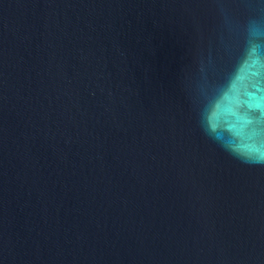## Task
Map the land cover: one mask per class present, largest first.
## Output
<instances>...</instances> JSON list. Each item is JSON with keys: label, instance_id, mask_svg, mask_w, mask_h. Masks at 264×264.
<instances>
[{"label": "water", "instance_id": "obj_1", "mask_svg": "<svg viewBox=\"0 0 264 264\" xmlns=\"http://www.w3.org/2000/svg\"><path fill=\"white\" fill-rule=\"evenodd\" d=\"M257 8L0 0V264H264Z\"/></svg>", "mask_w": 264, "mask_h": 264}, {"label": "clouds", "instance_id": "obj_2", "mask_svg": "<svg viewBox=\"0 0 264 264\" xmlns=\"http://www.w3.org/2000/svg\"><path fill=\"white\" fill-rule=\"evenodd\" d=\"M258 12L250 16L243 25H239L234 19L229 21L228 35L239 32L243 36V45L233 72L229 75L227 83L218 89L223 99L232 89L235 83L243 79L248 82H256L264 78V0H256ZM219 14L226 17V10L218 8ZM224 37L221 38V43ZM255 115L245 117V123L253 127L251 140L257 153L255 163H264V109L260 105L251 109ZM227 146V145H226Z\"/></svg>", "mask_w": 264, "mask_h": 264}]
</instances>
